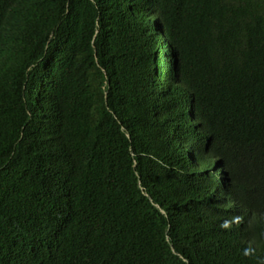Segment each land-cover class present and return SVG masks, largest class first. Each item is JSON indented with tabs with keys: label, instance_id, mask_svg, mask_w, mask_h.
Segmentation results:
<instances>
[{
	"label": "trees",
	"instance_id": "1",
	"mask_svg": "<svg viewBox=\"0 0 264 264\" xmlns=\"http://www.w3.org/2000/svg\"><path fill=\"white\" fill-rule=\"evenodd\" d=\"M0 264H264V0H0Z\"/></svg>",
	"mask_w": 264,
	"mask_h": 264
}]
</instances>
